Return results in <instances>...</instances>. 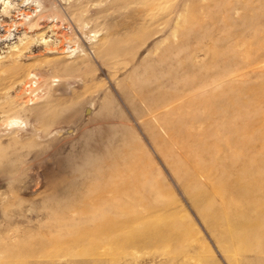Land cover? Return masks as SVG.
Segmentation results:
<instances>
[{"label":"rangeland","instance_id":"1","mask_svg":"<svg viewBox=\"0 0 264 264\" xmlns=\"http://www.w3.org/2000/svg\"><path fill=\"white\" fill-rule=\"evenodd\" d=\"M20 254L264 264V0H0V264Z\"/></svg>","mask_w":264,"mask_h":264},{"label":"bare ground","instance_id":"2","mask_svg":"<svg viewBox=\"0 0 264 264\" xmlns=\"http://www.w3.org/2000/svg\"><path fill=\"white\" fill-rule=\"evenodd\" d=\"M12 122V121H11ZM12 124H14V122L12 123ZM12 124H10V125H12ZM28 254H30V253H28ZM28 254H25V255H21L20 254V257H21V260H19V262H17V263H13V264H23V260L26 258V257H28L29 255ZM3 259H6L5 257H3V258H1L0 259V263H2L4 260ZM20 259V258H19ZM6 263H7V261H5ZM8 264V263H7Z\"/></svg>","mask_w":264,"mask_h":264}]
</instances>
